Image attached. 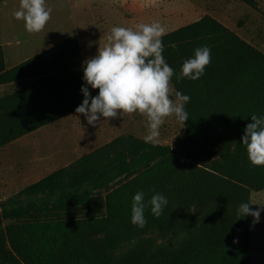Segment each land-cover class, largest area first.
I'll use <instances>...</instances> for the list:
<instances>
[{
    "label": "trees",
    "instance_id": "1",
    "mask_svg": "<svg viewBox=\"0 0 264 264\" xmlns=\"http://www.w3.org/2000/svg\"><path fill=\"white\" fill-rule=\"evenodd\" d=\"M162 42L174 90L191 98L183 139L117 135L5 199L0 264H250V215L238 209L264 189V166L240 139L251 115L264 116V53L209 15ZM201 46L211 49L205 74L177 79ZM82 77L75 36L9 69L0 46V84L26 80L0 97V147L75 112ZM138 191L146 205L155 193L168 200L158 218L145 207L143 228L130 222Z\"/></svg>",
    "mask_w": 264,
    "mask_h": 264
},
{
    "label": "rangeland",
    "instance_id": "2",
    "mask_svg": "<svg viewBox=\"0 0 264 264\" xmlns=\"http://www.w3.org/2000/svg\"><path fill=\"white\" fill-rule=\"evenodd\" d=\"M250 1L253 7L246 0H45L46 7L52 9L51 18L41 32L29 33L24 21L13 17L19 0H0V44L6 56L20 61L76 34L91 58L114 26L131 28L138 23L159 22L167 33L209 15L262 52L264 0ZM159 131V144L163 145L175 146L184 136V127L174 115L165 118ZM123 133L143 138L146 118L139 113L124 114L101 118L92 126L77 113L14 141L0 151V175L3 171L9 179L17 173L20 178L0 186V196L5 193L10 197ZM251 202L256 203L253 210L261 208L258 204L262 199L255 193L250 194ZM260 233L255 228L250 235V264H264V237Z\"/></svg>",
    "mask_w": 264,
    "mask_h": 264
},
{
    "label": "clouds",
    "instance_id": "3",
    "mask_svg": "<svg viewBox=\"0 0 264 264\" xmlns=\"http://www.w3.org/2000/svg\"><path fill=\"white\" fill-rule=\"evenodd\" d=\"M51 12L45 0H19V8L13 12V17L24 21L27 32L38 33L50 20ZM164 35L165 28L159 22L138 23L131 28L112 27L103 47H98L96 55L84 62V84L80 89L83 100L75 112L83 114L92 126L101 118L109 120L139 113L146 118L147 134L143 140L153 146L159 144V130L166 117L174 115L184 124L189 118L185 105L191 98L175 91L171 85L174 70L162 55ZM210 63L211 49L197 47L193 57L182 63L177 79L198 80ZM89 86L98 89L95 96L90 94ZM250 118L240 143L245 146L251 165L264 166V116L253 114ZM144 195L143 191L135 193L131 204L130 222L139 228L147 223L144 216L147 205L158 218L168 204L166 196L155 193L146 205ZM249 204L256 203H242L238 209L239 217L251 215L254 222H259L261 208L253 210Z\"/></svg>",
    "mask_w": 264,
    "mask_h": 264
},
{
    "label": "crops",
    "instance_id": "4",
    "mask_svg": "<svg viewBox=\"0 0 264 264\" xmlns=\"http://www.w3.org/2000/svg\"><path fill=\"white\" fill-rule=\"evenodd\" d=\"M70 36H75L76 37V39H77V43H78V46H79V49H80V54H81V57H82V61H83V67H84V62H85V60L86 59H88V57H89V55H87V54H85L84 53V48H85V45H84V41L80 38V37H78L76 34H72V35H69V36H67V37H70ZM66 37V38H67ZM66 38H64V39H66ZM64 39H62V40H64ZM61 40V41H62ZM60 42V41H59ZM58 43V42H57ZM56 44V43H55ZM54 45V44H53ZM0 46H1V49H2V52H3V57H4V64H5V68L6 69H9V68H12L13 66H16L17 64H19V63H21V62H23V61H25V60H27V59H29L30 57H32V56H34V55H32V56H30V57H27L26 59H24V60H18V61H15V58H12V57H8V56H6L5 54H4V49H3V46H2V44H0ZM52 46V45H51ZM50 47V46H49ZM49 47H47V48H49ZM47 48H45V49H47ZM45 49H43V50H45ZM42 50V51H43ZM41 52V51H40ZM262 52L264 53V50H262ZM39 53V52H38ZM37 54V53H36ZM10 59V61H11V63L10 64H8L7 63V61ZM14 61V62H13ZM25 81L26 80H22V81H18V82H9V83H3V84H0V97L1 96H4V95H8V94H12L18 87H19V85H23L24 83H25ZM42 101H43V99H42ZM45 102V101H44ZM43 104H45V103H43ZM45 105H47V104H45ZM75 114H77L76 112H73V113H70V114H68V115H66V116H63V117H67V116H73V115H75ZM63 117H61L60 119H62ZM60 119H58V120H60ZM58 120H56V121H54V122H51V123H49V124H46V125H44V126H48V125H51V124H54L55 122H57ZM44 126H42V127H44ZM109 126V125H108ZM42 127H40V128H42ZM40 128H38V129H40ZM38 129H36V130H34V131H32V132H29V133H27V134H25V135H23V136H21V137H19V138H17V139H15V140H13V141H11L10 143H8V144H6V145H4V146H2V147H0V151H2V149H4L5 147H7V146H9L10 144H12L14 141H17V140H19V139H21V138H23V137H25V136H27V135H29V134H32V133H35V131H37ZM102 131H98V133H101ZM79 145V144H78ZM38 161H40V160H38ZM73 162V161H72ZM40 162H38V163H36V164H39ZM68 164H70V163H68ZM67 164V165H68ZM67 165H65V166H67ZM14 177L15 178H7L6 176H5V174L3 173V171H1V175H0V186H2V187H4V186H6V184L7 183H9V182H11V181H16V180H18L17 178H20V174H14ZM14 179V180H13ZM41 179V178H40ZM37 180H39V179H37ZM36 180V181H37ZM17 192V191H16ZM15 192V193H16ZM15 193H13V194H15ZM251 193H255L257 196H260L261 197V199H262V204H264V189H262V190H260V191H252ZM250 193V194H251ZM12 194V195H13ZM11 195V196H12ZM9 196L7 195V194H5V193H1V196H0V203L1 202H3L5 199H7ZM252 203V202H251ZM250 208L251 209H253V205L252 204H250ZM256 226V227H255ZM257 228V230H259L261 233V235L264 237V206H261V211H260V218H259V222H254L253 221V217L250 215V235H251V232H253V230L255 229V228ZM251 237V236H250Z\"/></svg>",
    "mask_w": 264,
    "mask_h": 264
}]
</instances>
